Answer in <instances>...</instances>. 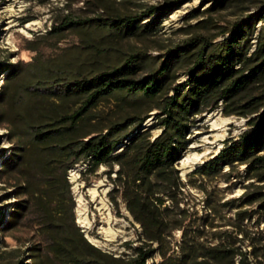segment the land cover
<instances>
[{
	"label": "rangeland",
	"instance_id": "1",
	"mask_svg": "<svg viewBox=\"0 0 264 264\" xmlns=\"http://www.w3.org/2000/svg\"><path fill=\"white\" fill-rule=\"evenodd\" d=\"M175 1L180 0H0V264H34L35 254L46 246L41 211L23 207L30 197L24 193L28 178L37 180L33 188L45 194L52 210L74 215L90 242L124 264L142 244L153 248L148 264H180L183 248L225 237L264 264V201L244 202L246 185L263 182L246 175L247 164L225 166L216 174L193 172L225 141L250 128L249 119L256 113L227 115L226 104L220 102L196 117L188 147L176 162L184 184L176 199H166L174 227L161 242L146 241L126 199L113 191L118 164L101 165L90 173L85 172L87 164L79 162L68 171L67 189L47 179L38 167L40 152L28 145L29 123L71 114L84 104L86 94L68 93V83L121 65L132 55H138L132 76L142 78L161 69L177 49L182 55L173 61L161 95L147 98L117 91L88 111V130L139 116L136 122L144 118L142 127L155 137L161 128L154 106L165 92L174 94L173 87L187 81L206 43L212 50L230 36L236 21L247 19L252 22L246 27L248 55L264 44V0H181L169 10L167 4ZM154 5L158 10L143 16L135 28L115 22L118 16H139ZM262 92L264 80L227 108L242 110L249 94ZM205 151L209 153L202 160L184 164L190 154ZM54 173L63 175L61 170ZM256 189L251 186L249 192ZM45 256V264H51Z\"/></svg>",
	"mask_w": 264,
	"mask_h": 264
},
{
	"label": "trees",
	"instance_id": "2",
	"mask_svg": "<svg viewBox=\"0 0 264 264\" xmlns=\"http://www.w3.org/2000/svg\"><path fill=\"white\" fill-rule=\"evenodd\" d=\"M181 1V0H180ZM167 4L169 10L181 4ZM158 10L151 6L139 16H118V25L135 28L145 15ZM164 12V11H163ZM251 20L235 22L228 38L223 43L207 50L206 43L189 70V78L173 87L174 94L166 93L155 108L159 109L161 132L152 137L150 128L142 127L144 118L139 116L127 122L86 129L88 111L99 99L117 91H127L136 97L154 98L164 91L166 78L173 61L182 55L177 49L165 61L161 69L142 78H135L134 63L138 55L130 56L123 64L101 71L93 76L82 77L67 84L68 93L86 94L84 104L71 114H55L50 120L29 123V146L38 150V167L53 185L70 189L68 171L79 162H85V172L94 173L101 165H119L115 188L122 193L129 210L141 223L148 243L161 242L172 229L173 220L166 214V199H176L184 182L176 162L182 158L190 138L187 137L196 117L212 111L225 103L227 115L249 116L247 130L236 139L225 141L217 155L197 166L194 173L222 171L225 166L247 164L248 177L263 183L246 185L245 203L264 201V92L251 93L242 105V110L228 109L227 104L242 92L252 89L264 80V44H260L251 55L246 52ZM136 122L133 127L132 123ZM133 134V135H132ZM122 147L121 150H119ZM61 170L63 175L54 172ZM37 180L26 181L24 193L30 197L24 209L41 211L42 228L46 246L35 254L34 264H45L48 255L51 264H124L122 259L103 251L88 240L82 228L64 210L54 211L45 201V194L34 190ZM251 186L257 189L250 193ZM118 206L117 196H112ZM153 248L145 244L136 248L137 255L125 264H148ZM185 258L180 264H259L247 249L227 237L217 242H199L197 246L183 248ZM188 251V252H187ZM51 255V256H50ZM45 256V257H46Z\"/></svg>",
	"mask_w": 264,
	"mask_h": 264
},
{
	"label": "bare ground",
	"instance_id": "3",
	"mask_svg": "<svg viewBox=\"0 0 264 264\" xmlns=\"http://www.w3.org/2000/svg\"><path fill=\"white\" fill-rule=\"evenodd\" d=\"M209 153V151H205V152H203V153H199V154H195V155H191L190 154V156L185 160V162H184V164H187L188 163V161L191 159H193V160H202V158L204 157V156H206L207 154ZM80 221L82 222V220L80 219Z\"/></svg>",
	"mask_w": 264,
	"mask_h": 264
},
{
	"label": "water",
	"instance_id": "4",
	"mask_svg": "<svg viewBox=\"0 0 264 264\" xmlns=\"http://www.w3.org/2000/svg\"><path fill=\"white\" fill-rule=\"evenodd\" d=\"M220 151V150H219ZM219 151L216 153V154H214L213 156H211V158L212 157H214L215 155H217L218 153H219ZM206 160H208V159H206ZM206 160H204V162L206 161ZM182 163V162H181ZM183 165V164H182ZM182 167V166H181Z\"/></svg>",
	"mask_w": 264,
	"mask_h": 264
}]
</instances>
